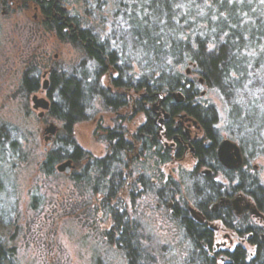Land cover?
<instances>
[{"label": "rangeland", "instance_id": "374dc122", "mask_svg": "<svg viewBox=\"0 0 264 264\" xmlns=\"http://www.w3.org/2000/svg\"><path fill=\"white\" fill-rule=\"evenodd\" d=\"M53 2L67 17L76 16L79 20L83 19L85 12L93 9L91 0ZM110 2L106 0L100 14H95L90 21L96 33L109 40L113 48L124 41L119 53L123 63L120 59L118 67L121 71L124 68L129 75L132 71L137 78L144 59L138 57L128 32L119 28L121 20L112 16ZM44 20L39 7L32 2L0 0V240L13 245L17 264H130L118 235L121 225L127 222L129 232L138 243L136 264H197L201 253L198 254L199 250L188 236L180 216L187 209L198 210L207 205H201L204 195L199 190L204 186V180L216 184L223 191L221 196L232 197L231 200L241 197L243 202L238 203L239 210H243L245 202L255 209L253 200L242 192L231 193L230 188L235 183L224 179L215 164L201 165L204 161L196 160L188 149L177 158L169 144L164 146L169 141L163 137V131L159 137H146L149 141L146 146L135 143L134 137H140V129L147 117L136 105L140 95L132 90H115L111 85V80L118 77L116 70L107 67L98 78V87L111 95L125 94L126 106L112 112L96 99L90 118L72 126L73 140L84 159L78 162L62 160L54 165L52 174L41 171L46 155L54 150L62 124L49 118L46 110L34 109L32 100L35 98L49 104L46 92L52 70L70 72L85 65L84 57L77 49L61 43L53 32L42 27ZM89 67L86 64L83 68L92 75L94 68ZM27 71L37 73L39 83V90L28 95L21 90V81ZM179 71L198 83V99L214 107L218 120L216 128L220 131L217 145L230 141L240 151L242 162L238 168L220 167L228 172L240 170L254 175L264 188V156L254 159L243 156L240 145L225 130L228 114L225 100L193 74L192 65L180 67ZM248 91L244 88L243 93L234 94V100L243 108H248L249 102L257 98L253 93L255 90ZM172 100L178 101L176 96ZM255 101L254 108H259L260 104L264 106V100ZM151 107L150 103L145 108L149 111ZM156 112L155 119L163 120L160 111ZM179 115L193 120L185 114ZM176 118L175 121H180ZM50 124L56 128L53 136L45 132ZM112 130H122L123 139L133 142V146H141L142 151L136 147L131 156L139 155L138 159L128 161L125 157L121 165L111 166V179L106 180L108 188L104 187L100 193L93 188L94 174L88 173L89 185L83 182L81 175L87 165V155L98 160L111 154V145L105 136ZM15 137L21 143L20 159L18 154L12 155L9 151V143ZM198 137L205 141L203 132ZM155 140L158 141L156 145ZM154 145L172 152L169 162L159 164L160 159L153 155L157 150ZM67 161L72 167L68 174L58 172L56 167ZM205 171L211 174L205 177ZM249 212L250 209L240 216L232 214L228 218L220 212L221 217H208L209 246L203 240L197 242L202 255L212 259L213 264H225L226 254L241 248L247 258H252L255 247L249 243L250 236L241 232L246 227H260L264 231V215L258 212L262 215L258 217Z\"/></svg>", "mask_w": 264, "mask_h": 264}, {"label": "trees", "instance_id": "16d2710c", "mask_svg": "<svg viewBox=\"0 0 264 264\" xmlns=\"http://www.w3.org/2000/svg\"><path fill=\"white\" fill-rule=\"evenodd\" d=\"M23 1L36 4L45 18L42 27L53 32L61 43L77 49L84 57V64L94 68L92 75L83 68L85 65L70 72L52 70L49 74L47 115L60 122L62 127L61 133L56 136L54 150L46 155L40 167L44 174H52L54 165L62 160L78 162L84 159L73 140L72 126L90 118L89 113L96 99L101 100V105L112 112L126 106L125 94L111 95L98 87V78L109 67L118 72V77L111 80L115 90H132L140 95L136 105L147 117L140 133L156 137L153 118L140 102L153 104L163 99L161 109L171 117L185 114L192 118L200 126L204 140L209 143L206 148L197 146L195 149V156L200 162L204 161L201 165L215 164L224 179L235 183L230 192H242L250 197L255 210L264 215V188L256 177L240 170L228 172L216 163L214 151L220 141L216 111L212 105L198 99V83L179 71L180 67L192 65L193 74L206 87L216 90L222 96L228 110L225 130L240 145L243 156L250 159L264 156V106L258 104L257 109L252 106L256 104L255 100H264V0H111L112 16L121 20L119 28L128 32L138 57L144 59L137 78L132 71L129 75L124 68L121 71L118 67L121 61L123 63L119 53L125 45L124 41L113 48L109 40L102 39L96 33L90 21L95 18V14H100L106 0H91L93 9L85 12L82 20L76 16L67 17L60 9L53 10V0ZM35 74L27 71L23 75L21 90L26 95L39 90ZM244 88L248 92L255 90L253 93L257 97L249 102L248 108H243L234 100L237 93L244 92ZM174 96L178 101L172 100ZM166 128L169 130V126ZM122 133V130L106 133L105 140L108 143L116 140V143H110L109 156L98 160L86 156L88 161L81 179L89 185L88 173L94 174L96 182L93 188H97L98 192L104 187L108 188L106 180L111 179V166L121 165L124 156H131L138 147L123 143ZM134 139L140 141L141 138L137 135ZM146 144L145 141L144 146ZM152 147L148 146L147 151ZM138 148L139 152L142 151L141 146ZM156 149L153 155L160 159L159 164L170 161V150L161 146ZM9 151L12 155L18 154L20 159L21 143L17 137L9 143ZM174 152L179 158L182 148L178 146ZM204 181L205 188L199 189L201 195H204L201 205L223 195L216 184L208 179ZM223 214L226 218L231 216L228 211ZM3 215L5 217V213ZM180 218L188 236L199 250L198 254L201 253L197 257V264H213L212 259L202 255V249L197 243L203 240L209 246V230L194 224L184 214ZM121 226L118 230L119 242L128 253L129 263L136 264L138 243L129 232L127 222ZM241 233L250 236L249 243L255 247L254 256L249 259L241 248H236L226 254L225 264H264L263 229L246 227ZM0 264H17L15 248L7 241L0 240Z\"/></svg>", "mask_w": 264, "mask_h": 264}, {"label": "flooded vegetation", "instance_id": "af4514ba", "mask_svg": "<svg viewBox=\"0 0 264 264\" xmlns=\"http://www.w3.org/2000/svg\"><path fill=\"white\" fill-rule=\"evenodd\" d=\"M56 8V4L53 3V10ZM163 102V99H158L155 103L151 104L152 107L149 110V112L154 116L153 119V126L156 128L155 136L159 137V134L161 131H163V137L169 141V143H165L164 146H167L169 144V149L175 150L178 146L182 148V153H184L187 149L189 151V154L194 156L197 160V157L195 156V149L197 146L206 148L207 144L206 141H202V139H199V134L202 133V130L199 125L194 120L186 119L185 116L178 115L177 117L180 118V121H175L169 114H167L163 109H161V104ZM143 108L146 109V103L142 102ZM147 110V109H146ZM157 110L160 111V113L163 116V120H156L158 113ZM178 118H176L178 120ZM185 123V124H183ZM166 124V125H165ZM165 125V126H164ZM169 126V130L168 127ZM123 137H124V133ZM143 137L140 139V141H135V143H148L149 141L147 138H150V136H145L144 133L140 134ZM151 139V138H150ZM160 139V138H159ZM123 143L130 144L133 146V142H128L127 140L123 139ZM109 143H116V140H112ZM151 143V142H150ZM158 143V141H154V144ZM218 146V145H217ZM216 146V148H217ZM216 151H214L215 155V161L220 167L219 162L216 158ZM126 157V158H125ZM125 159L128 161H132L134 159H138L139 155L137 156H124ZM173 158V157H172ZM222 167V166H221ZM210 168V167H209ZM211 170V169H209ZM232 170V169H230ZM205 177H208L211 173L209 171L203 172ZM232 198V197H231ZM229 197L225 196H219L218 198H215L214 201L206 203L207 205H204L202 208L196 209H187V212L183 213L187 219H189L191 222H194V224L200 226V227H206V221L208 217H221L218 215L220 212L228 211L231 215L235 214V216H240L244 211H247L250 209V214L254 215L252 213V207L249 206V203L245 202L243 210H239V202L237 203V198L231 200ZM241 197H239L240 199ZM241 202H243V199H241ZM188 213V214H187ZM224 215V214H223Z\"/></svg>", "mask_w": 264, "mask_h": 264}, {"label": "water", "instance_id": "95a60500", "mask_svg": "<svg viewBox=\"0 0 264 264\" xmlns=\"http://www.w3.org/2000/svg\"><path fill=\"white\" fill-rule=\"evenodd\" d=\"M45 85H46V82L43 83V89H45ZM32 101L34 103V109H37L38 107H40L43 110L48 109V103L46 101L36 100L35 98H33ZM55 131H56V128L52 124H50L45 129V132L50 134L51 136L54 135ZM215 154H216L217 161L224 168L234 169V168H238L241 165L242 157H241L240 151L238 147L230 141H222L218 145ZM71 168L72 167L70 165V162L67 161L57 166L56 170L58 172H64L65 174H68L69 169ZM240 201L241 199L237 198L236 202L238 203ZM252 213L258 217H262V215L259 214L255 209H252Z\"/></svg>", "mask_w": 264, "mask_h": 264}, {"label": "bare ground", "instance_id": "6f19581e", "mask_svg": "<svg viewBox=\"0 0 264 264\" xmlns=\"http://www.w3.org/2000/svg\"><path fill=\"white\" fill-rule=\"evenodd\" d=\"M48 108H49V104H48ZM46 111H48V109Z\"/></svg>", "mask_w": 264, "mask_h": 264}]
</instances>
